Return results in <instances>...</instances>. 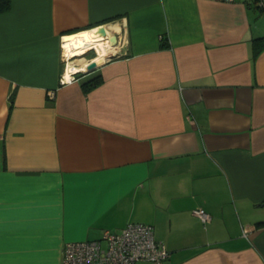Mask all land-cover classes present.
<instances>
[{
    "label": "crops",
    "instance_id": "0c3cea01",
    "mask_svg": "<svg viewBox=\"0 0 264 264\" xmlns=\"http://www.w3.org/2000/svg\"><path fill=\"white\" fill-rule=\"evenodd\" d=\"M260 1L10 0L0 264H60L66 243L131 222L153 227L162 264H264ZM100 25L116 49L76 44Z\"/></svg>",
    "mask_w": 264,
    "mask_h": 264
},
{
    "label": "built area",
    "instance_id": "2783aa9c",
    "mask_svg": "<svg viewBox=\"0 0 264 264\" xmlns=\"http://www.w3.org/2000/svg\"><path fill=\"white\" fill-rule=\"evenodd\" d=\"M257 5L264 9V0ZM120 43L122 41L118 36V45ZM92 46L88 49L95 50ZM117 46L113 48L116 49ZM109 55L113 54L109 52L104 59ZM65 60L66 68L71 58L65 57ZM65 73L64 70L61 84L75 80V71L69 72L68 78ZM192 214L204 224L210 221V216L204 210H193ZM168 256L169 252L165 246L155 239L152 226L131 222L119 233L104 231L100 239L66 243L60 264H133L135 262L162 264Z\"/></svg>",
    "mask_w": 264,
    "mask_h": 264
},
{
    "label": "water",
    "instance_id": "95a60500",
    "mask_svg": "<svg viewBox=\"0 0 264 264\" xmlns=\"http://www.w3.org/2000/svg\"><path fill=\"white\" fill-rule=\"evenodd\" d=\"M92 41L95 42L96 40H103V41H107L110 45V47H116L118 45V35L116 33H114L108 26L106 25H100L96 28L93 37H92ZM97 42V41H96ZM93 44L91 43L90 46H92ZM97 64L95 63H91L87 70H92Z\"/></svg>",
    "mask_w": 264,
    "mask_h": 264
},
{
    "label": "bare ground",
    "instance_id": "6f19581e",
    "mask_svg": "<svg viewBox=\"0 0 264 264\" xmlns=\"http://www.w3.org/2000/svg\"><path fill=\"white\" fill-rule=\"evenodd\" d=\"M95 30H96V28L92 29L90 32L89 31L88 32H81L77 36V39L75 40L76 44L79 45V46H88V45H91V43H92V44H95L96 47H102L103 50H106V45H105V42L103 40H101V39L96 40L97 42L96 41L95 42L92 41L93 40L92 37H93V34H94ZM108 45H109V43H108ZM111 48H113V47H111ZM105 56H106V54L101 57L102 61L104 60Z\"/></svg>",
    "mask_w": 264,
    "mask_h": 264
},
{
    "label": "trees",
    "instance_id": "16d2710c",
    "mask_svg": "<svg viewBox=\"0 0 264 264\" xmlns=\"http://www.w3.org/2000/svg\"><path fill=\"white\" fill-rule=\"evenodd\" d=\"M10 8V0H0V13L8 11ZM100 83V78L95 77L88 82L87 89L93 88ZM257 225H264V222Z\"/></svg>",
    "mask_w": 264,
    "mask_h": 264
},
{
    "label": "rangeland",
    "instance_id": "374dc122",
    "mask_svg": "<svg viewBox=\"0 0 264 264\" xmlns=\"http://www.w3.org/2000/svg\"><path fill=\"white\" fill-rule=\"evenodd\" d=\"M92 51H95V50H92ZM71 60H73V59H71ZM71 60H70V61H71ZM70 61H69V62H70Z\"/></svg>",
    "mask_w": 264,
    "mask_h": 264
}]
</instances>
